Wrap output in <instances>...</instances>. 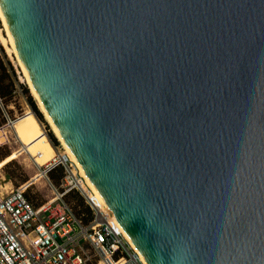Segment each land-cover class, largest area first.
<instances>
[{
  "label": "water",
  "instance_id": "obj_1",
  "mask_svg": "<svg viewBox=\"0 0 264 264\" xmlns=\"http://www.w3.org/2000/svg\"><path fill=\"white\" fill-rule=\"evenodd\" d=\"M65 143L148 264H264V0H0Z\"/></svg>",
  "mask_w": 264,
  "mask_h": 264
},
{
  "label": "built area",
  "instance_id": "obj_2",
  "mask_svg": "<svg viewBox=\"0 0 264 264\" xmlns=\"http://www.w3.org/2000/svg\"><path fill=\"white\" fill-rule=\"evenodd\" d=\"M3 112L5 124L0 129L14 123ZM69 160L66 155H56L42 170L47 177L56 167L65 169L66 176L60 188L55 187V198L50 202L36 206L27 197L26 188L7 191L0 185V264H87L90 249L98 258L95 264H146L95 204L83 185L80 169ZM72 190L87 199L93 211L90 222L84 223L66 201Z\"/></svg>",
  "mask_w": 264,
  "mask_h": 264
},
{
  "label": "rangeland",
  "instance_id": "obj_3",
  "mask_svg": "<svg viewBox=\"0 0 264 264\" xmlns=\"http://www.w3.org/2000/svg\"><path fill=\"white\" fill-rule=\"evenodd\" d=\"M0 77L3 78V82L8 87L7 89L8 90L10 89L11 91L8 96L0 99L1 108L6 111L9 117L14 120V122H16L23 115L26 114L31 115L32 119L36 123V126L48 138V143H49L48 145L52 155L54 154L66 155V157H68V159L71 160L69 161L74 166H76L70 154L68 153L62 142L59 140V138L56 136L52 126L50 125L49 121L46 119L44 113L40 109L38 101L36 100L32 90L30 89L27 83V78L25 80V76L18 64L15 54L12 51L6 29L4 28V25L1 20H0ZM30 97L37 105V109L39 113L42 115L41 119L37 116L35 110L32 108L29 102ZM4 124L5 122L2 125ZM9 127H8L9 138L4 144L0 146V162L5 160L9 155H11L12 151L15 148L20 146V142L16 138V135L13 133L12 125ZM51 135L55 137L56 144L53 143ZM44 168L45 165L38 167L28 154H24L19 158L10 160L0 169V185L5 187L7 191L10 190L11 188H20V187L25 188L24 186L31 181V177L34 174V172L35 171L41 172L42 170H44ZM77 172L80 176L81 171L79 172V170H77ZM65 176L66 174L64 169L63 178ZM48 177L49 176L47 177L43 176L41 181L37 183L29 184L26 187V195L33 204L41 205L43 203L50 202L55 198V187L60 188L62 181L61 184H59L55 181V179L52 178L51 180L50 178L48 179ZM83 182H84L83 185L86 187L87 192L92 196V199L94 200L95 204L99 207L102 213H104L105 215L107 214L108 217L107 219L112 221L110 219V214L99 203L96 196H94L95 194L91 190L90 186L87 184L85 177L83 179ZM80 197L84 198V204L85 206H87L85 202V200L87 201V199L84 196H82V194H80V192L77 190H72L71 192H69L66 195L65 199L74 208L77 216L79 218H82L83 220L84 214H80V212L84 209V207L78 205V198ZM83 222L86 223L84 220ZM90 254H91V260L87 264H95L98 258L95 256L93 249H90Z\"/></svg>",
  "mask_w": 264,
  "mask_h": 264
},
{
  "label": "trees",
  "instance_id": "obj_4",
  "mask_svg": "<svg viewBox=\"0 0 264 264\" xmlns=\"http://www.w3.org/2000/svg\"><path fill=\"white\" fill-rule=\"evenodd\" d=\"M7 88L8 87L3 82V78L0 77V99L5 98L11 92L10 89L8 90ZM29 102L32 108L35 110L37 116L41 119L42 115L39 113L37 105L31 97L29 99ZM4 122V112L0 106V126H2ZM12 127L13 133L16 135V138L20 142V146L15 148L12 151L11 155H9L5 160L0 162V169L10 160L19 158L24 154H28L38 167L46 165L47 163L53 160V155L48 145V138L36 126V123L32 119L31 115H23L21 118H19L16 122L13 123ZM9 128L6 127L4 129H0V146L8 140ZM51 138L53 143L56 144L55 137L51 135ZM43 176L44 174L42 173V171H35L31 177V181L24 187L26 188L29 184L41 181ZM48 176L51 180L53 178L57 183L61 184V181L64 176V168L62 166L56 167L48 173ZM78 205L84 207V209L80 212V214H84L83 220L86 223L90 222L93 219V211L88 204L87 206H85L83 197L78 198Z\"/></svg>",
  "mask_w": 264,
  "mask_h": 264
},
{
  "label": "bare ground",
  "instance_id": "obj_5",
  "mask_svg": "<svg viewBox=\"0 0 264 264\" xmlns=\"http://www.w3.org/2000/svg\"><path fill=\"white\" fill-rule=\"evenodd\" d=\"M0 20L2 21L4 28L6 29L7 32V36L9 38L10 44H11V48L13 53L15 54L18 64L25 76V80L27 78V83L30 87V89L33 92V95L35 96L36 100L38 101L39 107L42 110V112L44 113L46 119L49 121L50 125L53 128L54 133L56 134V136L59 138V140L62 142V144L64 145V147L66 148V150L68 151V153L70 154L72 160L74 161V163L78 166V168L80 169L81 173L83 174V176L85 177L87 184L90 186L91 190L93 191V193L95 194L94 196H96V198L98 199L99 203L107 210V212L110 214V219L114 222V224L117 226V228L119 229V231H121L125 237H127L129 239V241L132 243L133 247L139 252V254L142 256L143 260L145 261L146 264H148V262L145 260L144 256L142 255V253L139 251V249L135 246V244L133 243L132 239L129 237V235L127 234V232L125 231V229L123 228V226L117 221V219H115V216L113 215V213L111 212V210L109 209L108 205L106 204V202L104 201L103 197L101 196V194L99 193L98 189L96 188V186L92 183V181L90 180V178L87 176V174L85 173L82 165L79 163L78 159L76 158V156L73 154V152L71 151V149L69 148V146L65 143L64 139L62 138L59 130L57 129V127L55 126L52 118L49 116V114L47 113V111L45 110L38 93L36 92L31 79L29 77L28 71L25 68V66L23 65V63L21 62L19 55L17 53L16 47H15V43L13 40V37L9 31V27L7 24V21L0 9ZM13 125V124H12ZM63 155V154H60ZM56 156V154L53 155V158Z\"/></svg>",
  "mask_w": 264,
  "mask_h": 264
}]
</instances>
